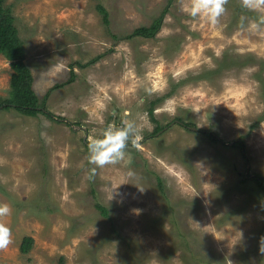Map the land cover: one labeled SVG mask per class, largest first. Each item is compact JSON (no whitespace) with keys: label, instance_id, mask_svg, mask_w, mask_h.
<instances>
[{"label":"rangeland","instance_id":"374dc122","mask_svg":"<svg viewBox=\"0 0 264 264\" xmlns=\"http://www.w3.org/2000/svg\"><path fill=\"white\" fill-rule=\"evenodd\" d=\"M191 4L6 0L53 117L6 107L0 54V264H264V0H225L215 25ZM126 120L131 164L90 165L88 139Z\"/></svg>","mask_w":264,"mask_h":264},{"label":"trees","instance_id":"16d2710c","mask_svg":"<svg viewBox=\"0 0 264 264\" xmlns=\"http://www.w3.org/2000/svg\"><path fill=\"white\" fill-rule=\"evenodd\" d=\"M5 3L6 0H0V54L5 55L10 60L12 69L10 94L6 100L8 102L6 107H14L19 112L27 116L34 117L39 115V113H42L48 117H53V114L47 110L45 103L40 102L39 96L34 89V76L30 66L27 63L24 43L18 36L17 29L14 25V16L6 9ZM97 7L99 8V11L105 13L104 22L106 24L110 23L106 10L101 5H98ZM165 12L166 9L162 11V14L158 18L154 19L153 23L149 27L137 28L132 35L142 37L155 36L162 25ZM74 77L75 75L72 72L71 79ZM178 120L181 121L179 118ZM160 129L161 128L157 127L156 131H159ZM207 135L211 139L215 141L217 140V136L211 132H207ZM254 179L257 183V186L264 193V177L256 175L254 176ZM158 181L160 188L164 190L163 181L160 177H158ZM97 207L101 210L103 215H107L108 209L105 206L97 204ZM184 241L186 243V238ZM33 242L34 239L31 236H25L22 240L20 250L23 253H28L33 245Z\"/></svg>","mask_w":264,"mask_h":264},{"label":"clouds","instance_id":"9594fccd","mask_svg":"<svg viewBox=\"0 0 264 264\" xmlns=\"http://www.w3.org/2000/svg\"><path fill=\"white\" fill-rule=\"evenodd\" d=\"M225 0H192L189 14L192 17L198 15L205 16L212 23L218 22V17L224 11ZM245 6H251L250 0H243ZM221 103H217L219 105ZM231 109L228 105L224 104ZM142 128L135 120H126L117 127L109 125L103 129L97 136L88 139V163L96 167H103L109 164H117L123 161L126 165L131 164V157L126 153L129 142L135 144L139 141ZM126 155L128 158L125 159ZM95 168L91 169L94 173ZM134 172L129 170L127 176L134 177ZM128 183V182H124ZM111 189V199L114 196L120 195L118 187ZM133 184V183H132ZM140 191H142L140 189ZM110 199V200H111ZM10 213V207L6 203H0V218L7 216ZM11 243V229L4 222H0V249L6 248Z\"/></svg>","mask_w":264,"mask_h":264},{"label":"flooded vegetation","instance_id":"af4514ba","mask_svg":"<svg viewBox=\"0 0 264 264\" xmlns=\"http://www.w3.org/2000/svg\"><path fill=\"white\" fill-rule=\"evenodd\" d=\"M178 122L180 121V120H177ZM181 123H182V121H181Z\"/></svg>","mask_w":264,"mask_h":264},{"label":"water","instance_id":"95a60500","mask_svg":"<svg viewBox=\"0 0 264 264\" xmlns=\"http://www.w3.org/2000/svg\"><path fill=\"white\" fill-rule=\"evenodd\" d=\"M181 123V121H179Z\"/></svg>","mask_w":264,"mask_h":264}]
</instances>
